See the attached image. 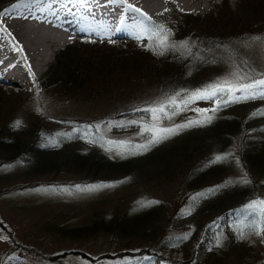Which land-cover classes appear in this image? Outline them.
Listing matches in <instances>:
<instances>
[{"label":"rangeland","instance_id":"obj_1","mask_svg":"<svg viewBox=\"0 0 264 264\" xmlns=\"http://www.w3.org/2000/svg\"><path fill=\"white\" fill-rule=\"evenodd\" d=\"M8 1L0 0V12L20 0H13L10 3ZM73 1L66 0V4H71ZM147 1H150L149 5L152 2L155 3L156 0ZM187 2L191 3L195 10L183 9L177 0H163L162 3L160 1L161 9L150 12L147 16L154 20L166 12L167 4H172L175 10L190 15V17L215 18L220 12L224 13L225 16L230 15L234 19V23H239L238 19L246 18V13L253 7L264 3V0H201L199 8L196 6L197 0ZM117 9L120 11L118 13L127 19L134 17V13L128 12L123 6H118ZM86 17V22L93 20L92 16ZM170 19L169 16L168 23H171ZM183 19L190 22L187 17ZM145 23L148 21H144ZM254 26L258 27L261 24ZM254 26H252L255 31L254 34H250L241 40L233 38L234 33L232 36L228 34L225 38L229 41L223 47L210 48L209 52L205 50L206 54L200 55L198 58L206 64L203 68L196 70V80L188 90L199 89L208 83L228 77L234 70V65L239 66L244 71H247L250 66L257 73H264V45L249 41L250 37H264V27L257 30ZM240 27L241 25H238L235 28L238 29L239 33H241ZM250 27L248 26V28ZM99 28L96 24L95 29L97 30L95 32L100 33L98 36L89 33L75 34L67 42L53 47V56L41 70L39 76L32 73L31 70L29 71L23 54L14 50V46L17 44L11 43L9 38H5L6 43H10H7L8 46L13 47L11 55L15 58L18 56L16 64L20 66L22 72L24 71L25 82L23 85H19L0 79V140L10 129L15 132H30L32 127L29 129V126L33 122L37 124L39 121L40 130L47 134L45 138L40 137L36 140L38 145H52L59 148L79 140L85 144L86 153L97 158L104 156L113 161L128 160L127 157L135 160H146V155H134L125 152L122 156L118 153L123 149L108 143L110 141H128L131 144L146 143V138L139 135L137 126L121 128L109 127L108 125L119 122L127 123L132 120L150 121L147 113L135 111V109L148 107L165 96L172 95L182 89L186 90L179 83L184 80L183 77L191 74L194 70L192 66L185 67L184 72L187 70V74L177 80L173 78L171 73L155 78L141 75L138 78H131L130 81L123 76L124 80L111 77L105 82L104 86L108 85L107 89H103L102 92L98 91L104 86L95 87L96 85H91V89L88 88L90 89L89 93L82 92V90L80 93L74 92L68 96L62 94L60 89L55 91V88L50 89L52 87H48V80H52V76L49 74V68L54 65L57 54L64 46L78 39L87 38L99 42L117 43L140 42L138 44L146 45L148 48H156L155 41L147 32H144L142 38H138L139 33L143 31L142 28H135L134 32L127 36H113L107 33L109 36L106 37H103L102 33L107 31L104 28ZM236 30L235 32H237ZM192 32L191 29H185L184 32H180L184 34L185 38H182L181 34L179 37L170 38L177 45L181 42L189 45L187 50L182 48L168 50L171 51L169 54L174 52V56L178 55L176 58L179 63L185 62L189 53L193 55V52H190L191 48L193 50L201 49L199 43L195 45L197 39L191 36ZM246 41H248L247 46H245ZM91 58L94 59L95 57L92 56ZM150 67L152 69L163 68V62L160 58L153 57L150 60ZM170 69L171 71L174 70L173 68ZM30 73L34 74V79ZM191 107L192 109H211L214 106L211 102L204 104L199 101ZM230 114L242 117L241 112L232 111ZM198 118L200 117L197 111L186 110L174 116L171 121H165V124H180L189 119ZM17 120L22 121V126L19 128L13 127ZM82 121L90 123L93 135L86 137V128L79 129L80 124L78 122ZM98 127L100 131H97ZM176 136L163 141V144L172 145ZM237 136L239 137L238 133ZM241 137L240 141H236L230 147L225 156L226 159L222 160L223 165H227L228 169L218 181H231L230 184L244 181L245 173L243 170L230 169L229 167L231 163L238 162L240 147L244 148L249 142L247 134ZM108 148L111 150H106ZM164 149L165 147L158 146V144L152 147L150 149L152 161ZM209 152L211 153L208 159H202ZM216 156L215 151L210 150L196 155V158L187 166L176 165V162L173 161V167L169 164L167 175H161V170L158 172V168L150 167L147 164H141L147 166L139 169L138 162L134 161L136 163L132 176L125 177L124 180L121 176H116L113 178V182L109 183L116 185L115 187H106L91 193H75V186L80 185V182L86 179L79 174H67L62 170L56 173L37 175L31 173L32 175L24 176L22 175L24 168L20 163L10 162L1 165L0 237H7V239H0V264H171L172 260L179 263L185 261L181 253H174L166 247L163 248L173 244L178 239L189 240L186 253L187 259L191 257V264L204 263L207 259L206 253L211 249L215 256L209 261V264L264 263V239L258 235L250 234L246 239L237 241L238 238L233 236H238L237 229L244 225L247 220L253 219L241 215L243 207L250 201L264 200V184L259 183L260 178L250 173L249 179L251 178L252 181L245 184L250 186L253 182L258 185L254 192L247 195L246 203L240 207L235 206L227 213L228 222L225 223L219 216L212 221L213 215L203 213L206 205L212 201L217 192L207 195L206 198L199 199L195 203L192 199L198 193H207L209 189H213L218 181H216L217 183L209 182L193 189L189 188L192 184L186 182L187 177L191 178L195 171L206 166V161L210 162ZM175 166L179 167L176 168ZM220 183L222 182L220 181ZM61 188L73 189V194L45 191ZM148 202L155 203L149 204ZM190 208L192 211L191 214H188ZM151 211L156 216V219L151 220V224L157 226L158 230L161 231V235L151 241L135 238L121 239L100 231L85 238H60L52 229L47 228L50 224L54 226L59 224L63 227H83L90 224L94 218L100 220L107 215L119 218L123 215L134 216ZM225 227L227 228L223 229ZM232 236L234 238H231ZM218 241L220 246H217ZM143 249L159 254L163 259L169 261H160L154 257H138L140 256L138 252ZM121 252L137 254L133 257L124 256L122 258L101 257L104 255L113 256ZM2 255L5 256L2 258ZM83 255L89 256L91 260L84 259ZM16 256L19 257L16 258Z\"/></svg>","mask_w":264,"mask_h":264},{"label":"trees","instance_id":"obj_2","mask_svg":"<svg viewBox=\"0 0 264 264\" xmlns=\"http://www.w3.org/2000/svg\"><path fill=\"white\" fill-rule=\"evenodd\" d=\"M12 1L9 0L8 3ZM167 5V11L151 21L155 25H163L166 29H170L172 33L170 38L179 37V34H181L182 38H185L184 34L180 32H184L185 29H191L193 31L191 36L197 39L195 45L199 43V46H201V49L197 50L191 48L190 52H193V55L188 52L185 62L179 63L176 58L178 55L174 56V52L169 54L171 51H166L163 55H160L155 47L148 48L146 45L138 44L140 42L117 43L79 39L64 46L57 54L54 65L49 68L52 80H48V77H46L48 87H52L50 89L55 88L54 91L60 89V92L67 96L74 92L80 93L82 90V92L89 93L91 85H96L95 87L104 86L105 82L111 77L124 80L123 76L130 81L131 78H138L141 75L155 78L171 73L173 78L177 80L187 74V70L184 72L185 67L192 66L194 71L183 77L184 80L179 83L188 90L196 80V70L203 68L206 64V62L198 58L200 55L204 56L206 51L209 52L210 48L223 47L229 41L225 38L228 34L232 36L234 33L233 38L241 40L255 33L252 26L261 24L258 27L254 26L257 30L264 27V3L248 11L245 15L246 18L237 20L239 23H234V19L230 15L225 16L224 13L219 12L215 18H197L180 13L175 10L172 4ZM223 7L225 8L224 4ZM169 16L171 17V23H168ZM185 17L190 22H186L183 19ZM238 25H241L239 28L241 33L237 31L238 29H235ZM248 26L251 27L248 28ZM146 27L151 28L152 25L148 22ZM92 56L95 58L92 59ZM153 57L161 59L163 68L152 69L150 67V60ZM147 64L149 65L147 66ZM170 68L174 70L171 71ZM158 81L161 82L159 79ZM107 86L100 88L98 92L107 89ZM202 103L207 104L209 102L202 101ZM232 111L241 112L242 117L230 114ZM261 111H264V100H250L245 103H236L224 107L215 113L211 123L181 131L172 145L166 146V144H163L164 142L159 143L158 146L161 145L165 149L161 151V154L155 156L154 161H152L150 156V150L141 154L147 156L146 160L143 161L131 159L130 157H127L128 160L120 161H113L104 156L97 158L93 155H88L85 144L79 140L74 141L71 145L59 148H55L52 145H38L36 140L40 139V137L45 138L47 133L40 130L39 121L37 124L33 122L29 126V129L32 127L30 132H15L10 129L3 135L4 137L0 140V166L10 162H17L16 164L20 163L24 168L22 172L24 176L56 173L63 170L67 174H79L86 178L80 182L81 186L109 184L116 176H121L123 180L125 177L132 176L136 162L139 164V169L149 165L150 167L158 168V172L161 170V175H167L169 164L173 167V161L176 162V165L187 166L196 158V155L204 151L213 150L217 155L225 157L230 147L236 141H240L242 135L247 134L249 142L246 143L244 148L240 147L238 162L231 163L229 167L230 169L243 170L245 177L250 182L252 181L251 178L249 179L250 173H253L260 178L259 183L264 184V115L260 114ZM211 114L209 113V115ZM78 123L80 124L79 129H82V127L86 128V137L93 135L89 122L82 121ZM210 153H207V156L202 159H208ZM222 162L210 163L206 161V166L195 171L191 178L187 177L186 182L192 184L189 188L194 189V187L205 185L209 182L217 183L216 181L228 169V166L223 165ZM175 167L178 168L179 166ZM220 181L214 187L219 188V190L216 191L215 197L206 205V209L203 211L205 214L213 215L212 221L217 216L226 215L235 206L240 207L246 203L247 195L254 192L258 185L252 182L250 186H247L244 182H241L220 187L226 184L225 181ZM153 219H156V216L151 211L142 212L134 216L123 215L119 218H115L113 215H107L100 220L94 218L90 224L83 227H63L59 224L57 226L50 224L47 228L52 229L60 238H85L100 231L121 239L135 238L151 241L161 235V231L158 230L157 226L151 224ZM173 220L175 221V219ZM233 236L238 238L236 239L237 241L242 240L238 236ZM233 236L231 238H234ZM188 242L189 240L178 239L173 244L163 247L170 249L171 252L181 253L185 259L184 262L181 261L179 263L172 260L171 264H191V257L187 259L186 253ZM136 254L134 252H121L113 256L104 255L101 257L122 258L124 256L133 257ZM138 254L140 258L154 257L160 261H169L147 249L141 250ZM206 255V261L200 264H209V261L215 256L212 253V249ZM4 256L2 255V258ZM18 257L16 256V258ZM82 257L86 260H91L89 256L83 255ZM258 264L264 263L260 262Z\"/></svg>","mask_w":264,"mask_h":264},{"label":"snow or ice","instance_id":"obj_3","mask_svg":"<svg viewBox=\"0 0 264 264\" xmlns=\"http://www.w3.org/2000/svg\"><path fill=\"white\" fill-rule=\"evenodd\" d=\"M111 4L117 6H123L128 12H132L135 16L132 18L133 23L129 25L130 28H142L143 31L139 33L138 38H142L144 32L155 41L158 54L163 55L170 49L182 48L187 50L189 45L185 42H181L177 45L171 41L172 35L169 29H166L163 25H155L149 16L144 13L140 8H136L131 4H127L126 0H109ZM20 5H14L13 11ZM167 11V9H165ZM5 12H0V16L6 15ZM27 18V17H23ZM139 18V19H137ZM144 21H148L152 27L148 28L144 25ZM104 30L107 31V27L104 26ZM0 33H4L11 38V33L7 32V29L0 24ZM14 39V38H12ZM249 41L252 43L264 45V37H250ZM248 41L245 42L247 46ZM14 50L23 52V49L18 45L14 46ZM247 63V62H243ZM30 71V66H29ZM31 74V73H30ZM34 79V74H31ZM250 100H264V73H257L250 66L247 71L242 70L239 66L234 65V70L228 77L220 79L206 84L205 86L195 90H180L172 95L165 96L164 98L154 102L145 108L135 109V111L145 112L150 117V121L141 122L137 120L128 121L127 123L119 122L114 125H108L109 127H128L135 125L139 128V135L146 138L147 142L144 144H131L128 141H110V145H116L123 151L118 154L124 155L125 152L134 155H141L144 152L150 150L155 145L162 143L163 141L170 139L172 136L178 135L181 131L191 128L203 126L211 123L214 119L215 113L224 107L230 106L236 103H245ZM199 101L211 102L214 107L211 109H192V105ZM186 110H195L198 112V119H189L186 122L180 124L166 125L165 121H171L176 115ZM39 111V109H38ZM209 113H212L209 115ZM261 115H264V111H261ZM22 126V121H15L13 127L19 128ZM100 131V128H97ZM96 142V141H92ZM106 150H111L108 148ZM226 157L217 155L210 163H219ZM244 183L250 181L245 177ZM122 183V182H121ZM231 181L226 182L225 185L220 187H226ZM114 184H91V185H76L75 193H91L98 191L106 187H115ZM219 188L209 189L207 193H198L192 197L194 203L199 199L206 198L207 195L215 194ZM39 191V190H37ZM52 192H61L68 195L73 194V189H52L45 190ZM149 204L155 202H148ZM192 209H189L188 214H191ZM241 215L245 217H252L253 219L247 220V222L237 229L238 237L240 239H246L250 234H255L264 239V200H254L247 203L241 210ZM0 239H7V237H0ZM220 242L218 241V245Z\"/></svg>","mask_w":264,"mask_h":264},{"label":"bare ground","instance_id":"obj_4","mask_svg":"<svg viewBox=\"0 0 264 264\" xmlns=\"http://www.w3.org/2000/svg\"><path fill=\"white\" fill-rule=\"evenodd\" d=\"M160 1L162 3L163 0H156L149 5L150 1L147 0H126V3L148 14L161 9ZM187 1L189 0H177L183 9L193 10L195 7L193 8ZM200 1L196 2L197 8L200 7ZM14 5L20 7L13 11ZM117 7L109 0H74L71 4H66V0H20L8 7L5 9L8 14L0 16L2 26L11 33V38L0 33L1 81L19 85L25 82L24 71L22 72L20 66L16 64L18 56L15 58L11 55L13 47L8 46L10 43L7 44L5 38H9L11 43L15 42L23 49L22 54L27 66H30L32 73L39 76L53 56V47L67 42L75 34L90 32L99 35L100 33L95 32L98 29H95L96 24L100 28L107 27V32L102 33L103 37L109 34L123 36L132 34L135 28H130L129 25L133 23V19L123 17L118 13ZM86 16H92L93 20L86 22Z\"/></svg>","mask_w":264,"mask_h":264}]
</instances>
